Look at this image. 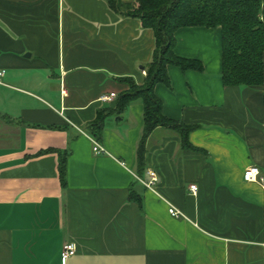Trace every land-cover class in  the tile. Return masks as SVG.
I'll list each match as a JSON object with an SVG mask.
<instances>
[{
  "label": "crops",
  "instance_id": "0c3cea01",
  "mask_svg": "<svg viewBox=\"0 0 264 264\" xmlns=\"http://www.w3.org/2000/svg\"><path fill=\"white\" fill-rule=\"evenodd\" d=\"M174 38V54L203 70L168 66L155 94L168 119L192 128L195 150L157 128L138 172L140 99L105 119V154L86 128L127 91L119 80L143 84L152 31L106 0H0V264H63L67 243L76 254L65 264H264V87L223 84L220 29ZM249 167L262 182L243 180ZM148 171L154 191L137 179Z\"/></svg>",
  "mask_w": 264,
  "mask_h": 264
},
{
  "label": "trees",
  "instance_id": "16d2710c",
  "mask_svg": "<svg viewBox=\"0 0 264 264\" xmlns=\"http://www.w3.org/2000/svg\"><path fill=\"white\" fill-rule=\"evenodd\" d=\"M106 3L114 14L137 19L143 28L151 30L154 50L146 65L143 84L138 86L130 78L119 80L127 85V91L117 98L114 109L98 112L96 120L86 129L88 135L99 142L105 119L122 114L134 100L140 99L143 104V128L136 150L138 172L144 168L147 139L157 128L176 132L182 149L195 150L188 142L192 128L168 119L163 114L161 100L155 94L157 85H169L168 66L182 71L203 70L198 61L174 54L177 30L187 27L220 29L223 84L226 87H264V21L260 0H134L132 4L106 0ZM65 163V155H60L58 173L62 188L66 187ZM129 200L137 203L142 210V198L133 190Z\"/></svg>",
  "mask_w": 264,
  "mask_h": 264
},
{
  "label": "built area",
  "instance_id": "2783aa9c",
  "mask_svg": "<svg viewBox=\"0 0 264 264\" xmlns=\"http://www.w3.org/2000/svg\"><path fill=\"white\" fill-rule=\"evenodd\" d=\"M4 76V71H0V79ZM114 97V94H111L110 96L103 97L102 101H110ZM92 142V151L95 155H102L105 154V150L99 145V143L91 138ZM148 177L149 180L147 182L139 180V182L147 189L150 191H154L155 184L157 183V175L153 171H148ZM243 180L245 182H262L263 179L259 176V170L256 167H249L245 170L243 174ZM197 187L196 186H190V191L193 193H196ZM168 213L172 217H179V214L174 210V208L169 207L168 208ZM76 254V247L73 243H67L62 247L61 250V261L63 264L66 263V261L74 256Z\"/></svg>",
  "mask_w": 264,
  "mask_h": 264
},
{
  "label": "water",
  "instance_id": "95a60500",
  "mask_svg": "<svg viewBox=\"0 0 264 264\" xmlns=\"http://www.w3.org/2000/svg\"><path fill=\"white\" fill-rule=\"evenodd\" d=\"M140 69H141V70H144V68H143V67H141Z\"/></svg>",
  "mask_w": 264,
  "mask_h": 264
}]
</instances>
